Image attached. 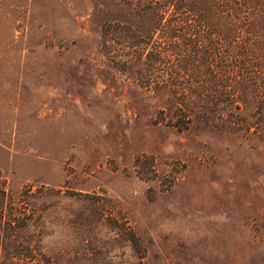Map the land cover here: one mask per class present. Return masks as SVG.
I'll use <instances>...</instances> for the list:
<instances>
[{"label": "rangeland", "instance_id": "1", "mask_svg": "<svg viewBox=\"0 0 264 264\" xmlns=\"http://www.w3.org/2000/svg\"><path fill=\"white\" fill-rule=\"evenodd\" d=\"M131 13L121 0H0V170L14 191L48 189L39 259L264 264V143L171 126L170 101L102 33Z\"/></svg>", "mask_w": 264, "mask_h": 264}, {"label": "trees", "instance_id": "2", "mask_svg": "<svg viewBox=\"0 0 264 264\" xmlns=\"http://www.w3.org/2000/svg\"><path fill=\"white\" fill-rule=\"evenodd\" d=\"M121 3L136 24L109 22L102 33L121 36L117 62L139 63L142 86L170 101L171 126H207L264 143V0ZM46 190L27 184L14 191L0 170V264H42L31 240H40Z\"/></svg>", "mask_w": 264, "mask_h": 264}]
</instances>
